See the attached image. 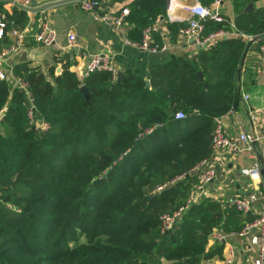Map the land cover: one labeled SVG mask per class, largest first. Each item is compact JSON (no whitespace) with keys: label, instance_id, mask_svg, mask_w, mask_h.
Returning <instances> with one entry per match:
<instances>
[{"label":"trees","instance_id":"trees-1","mask_svg":"<svg viewBox=\"0 0 264 264\" xmlns=\"http://www.w3.org/2000/svg\"><path fill=\"white\" fill-rule=\"evenodd\" d=\"M128 5L136 39L166 14V0ZM8 16L20 27L29 19L19 7ZM242 18L253 17L234 18L248 33ZM203 22L204 33L231 29L224 15ZM249 38L218 37L192 58L153 64L146 76L127 69L121 78L107 70L81 78L68 62L47 75L16 62L34 93L36 122L49 126L33 128L26 91L0 79V264H202L220 253L222 245L207 247L211 230L235 232L252 220L229 201L202 197L165 231L160 215L185 203L197 181L191 168L210 158L216 117L240 96ZM11 41L6 32L0 49Z\"/></svg>","mask_w":264,"mask_h":264},{"label":"crops","instance_id":"crops-1","mask_svg":"<svg viewBox=\"0 0 264 264\" xmlns=\"http://www.w3.org/2000/svg\"><path fill=\"white\" fill-rule=\"evenodd\" d=\"M53 1L56 0H36L38 8L26 10L29 16L25 24L28 33L26 45L10 58L13 65L21 60L26 61L28 65L40 68L50 75L51 67H54L55 72L59 73L63 65L68 62L81 77L89 55L97 51H106L113 53L119 71L124 73L127 69H133L146 76L153 64L173 56L192 58L201 47L190 40H185L177 31H171L167 22L173 21L177 25L185 23L191 16L186 6L196 2L211 8L214 7V0H166L165 17L160 18L159 28L151 32V40L155 43H165L167 47L163 50L149 51L126 41V38L134 42L141 39V36L136 39L134 34L129 35L127 21L121 30H117L100 17V14L105 11L118 10L122 6L128 5L130 0H108L102 2L92 11L83 9L80 0H65L42 8ZM236 2L240 4L239 7L235 6V0H221L216 11L229 19L230 26L234 24V18L238 13H245L253 17V20L242 18V25L248 31L245 34L248 38L250 36V41L240 66L239 99L231 109L218 115L216 120L223 124L227 134L233 138H237L239 132L242 131L262 135L259 143L263 145L264 0H236ZM250 3H252L251 6ZM15 7L22 8L11 0H0V19L9 18L8 14H11ZM42 9L46 10L52 24L59 32L57 41L52 45L41 44L33 37ZM256 11H258V15ZM69 29H73L76 33V42L72 46L67 44ZM7 35L10 36L12 43L13 35L10 33ZM225 35L238 34L231 26V29L226 30L222 36ZM244 94H248V96L244 98ZM259 143L251 144V147L243 148L237 152L230 148L213 150L207 163L214 166L216 172L205 186L204 197L227 202L236 196L253 191L257 194V198L252 202L250 209L243 214L248 219L255 218L259 214L261 203L264 200V169L261 168L259 178H252L248 174L242 173L241 168L249 166L255 161L260 162ZM233 231H229L226 239L220 242H215L208 237L207 247L217 244L222 245V249L220 253L202 260V264H221L230 244L235 248V257L231 264H254L257 245L251 242L252 232L247 234L231 233Z\"/></svg>","mask_w":264,"mask_h":264},{"label":"built area","instance_id":"built-area-1","mask_svg":"<svg viewBox=\"0 0 264 264\" xmlns=\"http://www.w3.org/2000/svg\"><path fill=\"white\" fill-rule=\"evenodd\" d=\"M14 4L26 9L32 10L35 6L33 0H11ZM108 0H80V5L85 10H94L96 6L100 5L102 2ZM221 0H214V7L211 8L199 2L192 5L186 6L189 10L191 16L189 19L181 24L177 33L185 40H190L196 45H210L218 37H221L226 33V30L219 28L208 33H204V18L209 16L216 20H221L222 16L217 13V6L220 4ZM215 10V12H213ZM129 14V5H124L118 10H108L100 14L101 19L108 25L114 27L117 30H121L126 21V17ZM160 18H156L154 22L142 29V35L140 41H130L126 38V41L130 44L136 45L140 48L149 51L163 50L167 47L165 43H155L151 40V32L159 28ZM232 28L237 34L247 36L245 33L241 32L236 28L234 24H231ZM10 33L13 35V42L0 49V79L8 80L12 87L19 86L24 89L30 99V105L28 106V116L30 123L41 126L46 129L49 126L47 121L41 120L36 122L35 117V103H34V93L30 87V83L22 75L16 74L13 70L14 65L10 61V58L15 54L20 52L26 45L27 39V29L25 26L20 27L14 24V20L9 18L0 19V37L5 33ZM58 29L52 24L45 9L39 16L37 30L33 33L34 39L44 45H52L57 41ZM250 37V36H249ZM76 42V33L73 29L67 31V44L68 46L74 45ZM97 70H107L110 71L112 77L115 79L118 77L119 69L115 62L113 53L106 51H97L89 55L88 61L85 68L81 74V78H84L91 72ZM84 84V83H82ZM248 94H244L243 97L246 98ZM184 116L182 110H177L175 112V117ZM262 135L242 131L239 132L237 138H233L228 135L225 131L223 124L216 120L212 136L211 145L213 150L219 148H230L232 151L237 152L243 148L251 147V144L259 143ZM258 154L260 157V162L255 161L249 166L241 168V172L248 174L252 178H259L261 168L264 169V144L258 145ZM193 171L197 173V181L194 183L190 194L186 198L183 205L179 206L173 211H165L160 215V230L165 231L170 228L175 220L179 218L181 213L184 211L186 206L190 203L198 201L200 198L204 197L206 184L214 177L215 168L207 163V159H203L196 163L192 168ZM174 179L169 182L172 183ZM163 185H157L156 189L161 188ZM257 198V194L253 191L232 198L229 203L233 204L239 211L246 213L252 202ZM251 233V242L257 245V256L254 259V264H264V200L261 203L259 214L250 221H247L244 226L239 231H233L231 233L237 234H247ZM228 232L221 228L214 227L209 233V239L220 242L226 239ZM235 257V248L232 244L228 246L227 252L222 258L221 264H231Z\"/></svg>","mask_w":264,"mask_h":264},{"label":"water","instance_id":"water-1","mask_svg":"<svg viewBox=\"0 0 264 264\" xmlns=\"http://www.w3.org/2000/svg\"><path fill=\"white\" fill-rule=\"evenodd\" d=\"M64 1H65V0H56V1H53V2H50V3L46 4V5H45L44 7H42V8H46V7H48V6L52 5V4H55V3H57V2H64ZM33 4L35 5V6L33 7V9L38 8V7L36 6V0H33ZM249 5L251 6L252 3H250ZM96 8H97V6L95 7V9H96ZM213 12H215V10H213ZM247 47H248V46H247ZM246 50H247V48H246ZM246 50H245V52H244V54H243L242 61H243V59H244V56H245ZM23 58H25V57H23ZM198 73L201 75V72H200V71H199ZM239 73H240V70H239ZM123 74H124V73H123L122 71H119V72H118V78H121V76H122ZM145 83L148 85V84H149V80L146 79V80H145ZM81 89L85 92V94H86L87 97H90V90H89V88L87 87L86 84H82V85H81ZM2 114H3V112H1V115H2ZM33 128H36V125H34ZM141 264H148V263H147V262H142Z\"/></svg>","mask_w":264,"mask_h":264}]
</instances>
